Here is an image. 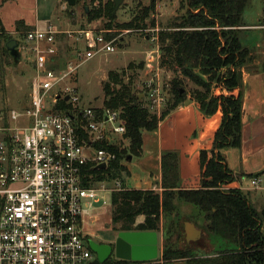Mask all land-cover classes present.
<instances>
[{"label": "built area", "instance_id": "1", "mask_svg": "<svg viewBox=\"0 0 264 264\" xmlns=\"http://www.w3.org/2000/svg\"><path fill=\"white\" fill-rule=\"evenodd\" d=\"M112 32L91 25L26 31L19 50L34 63L28 105L9 108L0 81V264H92L96 259L87 224L102 194L127 187L121 180L86 181L85 169L101 164L107 169L116 160L109 147L125 143L127 130L120 110L85 103L72 79L83 63L116 52L123 33L110 39ZM68 38L83 44L74 60L62 55ZM159 51L148 52L147 68H153ZM145 86L150 108L159 111L167 92L159 78ZM261 183L260 177L251 178L252 188L262 189Z\"/></svg>", "mask_w": 264, "mask_h": 264}, {"label": "trees", "instance_id": "2", "mask_svg": "<svg viewBox=\"0 0 264 264\" xmlns=\"http://www.w3.org/2000/svg\"><path fill=\"white\" fill-rule=\"evenodd\" d=\"M149 1V5L145 6L140 3L139 14L123 24L117 23V17L113 15L114 0L105 5L100 3L95 10L86 12L87 25L107 18V30L113 31L109 34L110 39L121 31L145 30L148 28L145 20L155 12L157 6V0ZM249 4L250 0H189L188 11L181 21L174 24L178 30L159 35L163 64L169 61L176 65L199 88L193 92L194 97H188L183 91L182 82L175 78L167 88V102L160 114L147 107L142 97L144 93L133 92L121 75L113 71L109 73L104 85V104L107 108L121 111L127 130L125 139L129 146L109 147L116 155V160L104 171L86 168V181L95 177L125 183L130 174L125 163L129 157H141L143 133L157 131L160 123L189 99L196 101L199 108L209 116L219 110L223 113V123L215 137L218 150L241 147L243 94L242 75L237 68L246 63L249 49L243 46L237 30L246 26L244 15ZM155 24L153 20L152 26L155 27ZM1 36L5 39V44L0 46V77L4 91L2 75L5 67L15 63L6 47L12 38L5 33ZM143 67L130 64L128 69ZM223 69H227L225 74L220 73ZM215 81L227 90L228 95L213 94ZM200 162L201 177L181 182L178 154L165 153L162 157V193L129 189L113 193L112 224L124 232H159L162 215L175 213V200L178 197L205 214L209 239L213 236L222 244L214 248L218 251L215 255H200L191 248L166 246L162 253L164 262L185 260L189 264H264V210L258 211L241 189H219L235 181L234 174L223 164L220 154L216 156L212 153L209 157L207 152H202ZM140 217H144V220L139 221ZM104 264L112 262L109 259Z\"/></svg>", "mask_w": 264, "mask_h": 264}, {"label": "rangeland", "instance_id": "3", "mask_svg": "<svg viewBox=\"0 0 264 264\" xmlns=\"http://www.w3.org/2000/svg\"><path fill=\"white\" fill-rule=\"evenodd\" d=\"M113 0H75V5L72 6L69 0H10L6 3L3 10L0 12V18L3 25L7 30H16V20L25 19L27 21L39 20L41 29H46L52 26L55 30L68 27V22L73 23L75 26L89 27L95 31H107V18L99 19L89 25L87 18V9L90 13L95 10L100 3L105 5L107 2ZM140 3L143 6L149 5V0H123L118 12L116 22L119 24L128 23L139 14ZM189 0H157L156 10L150 17L145 20L148 28L145 30H125L122 31L123 41L116 43V52L109 55H98L94 59L83 63L75 77L72 79L73 84L82 96L85 103L99 108H107L104 104L105 92L104 85L108 80L111 71L118 73L122 76L126 85H129L133 92L144 93L147 107H150V102L147 97V89L145 83L151 79H155L159 85L167 92L169 84L175 78H178L183 84V91L188 97H194L193 92L199 89L193 81L184 76L176 65L166 61L163 64V53L155 54V62L153 68H147V54L156 48H160L159 35L161 33H173L178 29L174 28V24L181 21L182 17L188 11ZM155 21V27L152 26V21ZM244 22L249 27L239 28L238 35L245 48L249 49V56L246 63L237 68L242 75L243 71L260 70L263 72L264 77V0H250V4L246 9L244 15ZM71 28V27H70ZM73 28V27H72ZM157 37V41L153 37ZM11 37L16 39L15 35ZM18 40L22 41L23 37L18 36ZM5 39L0 40L3 45ZM0 45V46H1ZM83 47V44L77 42L75 38H68L62 43L63 56L71 60L75 59V51ZM25 57V52L22 53ZM11 62L12 59H11ZM25 63L23 59L22 64L5 67V72L2 75L5 90L2 92L4 101L11 109H22L28 105L29 96L31 93L32 71L24 70L21 66ZM133 64L135 67L143 65L142 69L129 70L128 67ZM231 69L234 70L232 67ZM227 69L221 70L220 73L225 74ZM197 73L199 71L197 70ZM200 74V73H199ZM159 77H158V76ZM1 81V77H0ZM3 89V88H2ZM212 92L215 96L226 95L220 83L214 82ZM228 95V92H227ZM168 97V96H167ZM165 106H163L164 108ZM162 108V109H163ZM151 109V108H150ZM160 109L157 111L159 114L162 112ZM115 146L125 147L129 146L126 141H120ZM241 152L238 150L230 149L226 157V162L238 171L243 170L241 165ZM128 162V161H127ZM251 165H254L251 164ZM249 166L251 171L261 173V187L263 189L253 192L258 200L262 201L258 208L264 209V161L262 157L259 159L257 166ZM249 175L246 181V187L252 188L251 178L255 174ZM132 173L127 177V183L132 184ZM131 180V181H130ZM131 188V185H129ZM253 189V188H252ZM248 195L252 192L242 190ZM102 203L98 205V210L93 213L87 224L88 231L93 235L94 241L99 244H108L113 247L114 253L110 260L112 264H125L116 257L115 248L118 239L119 228L112 224L113 208H112V195L111 193L102 194ZM176 210L173 215L163 214L160 223L159 235V258L150 261L151 264H189L187 261H174L166 263L162 260L163 249L168 247L176 248H191L199 254L211 253V248L207 249L206 246L209 242L207 235L208 222L206 221L205 214L196 206L189 204L181 199L176 200ZM257 206V205H255ZM262 206V207H261ZM194 220L198 227L204 230L205 235L203 239L196 243L187 244L184 224L187 221ZM107 225H110L107 227ZM162 232V233H161ZM210 242L213 248L219 247L222 243L219 239L211 236ZM206 246V247H205ZM205 247V248H204ZM202 248L203 250H198ZM205 250V251H204ZM217 251V250H216ZM218 252V251H217ZM148 262V263H150Z\"/></svg>", "mask_w": 264, "mask_h": 264}, {"label": "crops", "instance_id": "4", "mask_svg": "<svg viewBox=\"0 0 264 264\" xmlns=\"http://www.w3.org/2000/svg\"><path fill=\"white\" fill-rule=\"evenodd\" d=\"M8 1L10 0H0V12L3 10ZM15 22L17 23L16 30L10 31L6 29V27L3 25L2 19L0 18V40L3 39L1 38V35L5 33L6 36L12 39L15 38L11 37V35H15L16 40L20 42V40L17 38L18 36L23 37V34L26 31L42 28L39 20H32L30 22L25 19H20L16 20ZM74 27L75 26L73 23L68 22V27L61 28L58 31L63 32L73 30ZM78 27L76 26V28ZM246 27L249 26L246 25ZM3 42L5 44V41ZM23 59H25V63L21 67L24 68L25 66L24 70H31L33 72V79L34 63L32 57L26 52L25 57L22 54L21 62L18 64L19 66L22 64ZM223 90L225 92L227 91L225 88H223ZM241 91L243 94V116L242 142L240 148L228 147L218 150L215 147V137L216 132L222 126L223 113L219 110L216 114L209 116L199 108L196 101L189 99L186 103L180 105L174 112H172L164 121H162L157 131L143 133V152L141 157L132 158L131 160L129 159L128 162L125 163L129 169V172L134 174L132 178V184L130 182L127 183V180L125 181L127 189L151 190L162 193V157L167 152H175L178 154L179 175L181 182L193 178H200L202 174L200 162V156L202 152H207L209 157H211L212 153H214L216 156L220 154L223 159V164H225L235 176V181L233 183L227 184L226 186L229 189H241L252 192L251 196L248 195V193L245 194L248 195L251 203L258 211L264 210L258 208L262 201L258 200L256 195L253 194V192L261 189H252L246 187L248 176L258 173L251 171L252 168L250 169L249 166L254 163V165L251 166L256 167L261 157L264 161L263 72L255 69L247 72L243 71ZM230 149L241 152V165L243 166V170L238 171L226 162V157L229 154ZM263 171L264 170L261 172L263 173ZM255 175L261 176V173ZM129 185H131V188H129ZM177 199L180 198L177 197L176 200ZM176 210L178 211L177 207ZM138 220L143 221L144 217H140ZM187 222L194 223L196 228L203 232L204 237V230L198 227L194 220ZM157 234L159 238L160 232H157ZM206 246L208 247L207 249L211 248L210 251H212L211 253H207L208 255H215L217 253L211 243H207ZM198 250L203 249L201 248ZM200 255H205V252L204 254ZM144 264H151V262Z\"/></svg>", "mask_w": 264, "mask_h": 264}, {"label": "water", "instance_id": "5", "mask_svg": "<svg viewBox=\"0 0 264 264\" xmlns=\"http://www.w3.org/2000/svg\"><path fill=\"white\" fill-rule=\"evenodd\" d=\"M123 0H114L113 15L116 18L117 12ZM70 5H75V0H69ZM88 12V9L86 10ZM7 49L14 60L15 65L21 62L22 54L19 50V42L16 39L10 40L6 44ZM68 100V98L66 99ZM131 160L132 157H129ZM106 169L105 164L98 165L95 170ZM110 225H107L109 227ZM186 242H197L203 237V232L196 228L192 222H186L185 225ZM91 248L96 254V259L92 264H104L114 253L113 247L108 244H99L91 242ZM116 257L119 260L148 263L157 260L159 257V238L157 232H120L115 248Z\"/></svg>", "mask_w": 264, "mask_h": 264}, {"label": "flooded vegetation", "instance_id": "6", "mask_svg": "<svg viewBox=\"0 0 264 264\" xmlns=\"http://www.w3.org/2000/svg\"><path fill=\"white\" fill-rule=\"evenodd\" d=\"M118 232L120 233V232H122V231H121V230H118ZM119 233H118V234H119ZM208 241H209L208 243H211V242H210V239H209ZM188 244H191V243H188ZM94 255H95V257H96V254H94ZM120 261H123V260H120Z\"/></svg>", "mask_w": 264, "mask_h": 264}]
</instances>
